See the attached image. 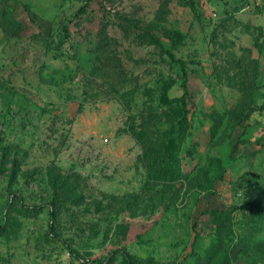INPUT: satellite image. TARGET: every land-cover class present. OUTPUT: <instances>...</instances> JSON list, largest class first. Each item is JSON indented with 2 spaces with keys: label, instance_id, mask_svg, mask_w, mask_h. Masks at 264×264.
<instances>
[{
  "label": "rangeland",
  "instance_id": "1",
  "mask_svg": "<svg viewBox=\"0 0 264 264\" xmlns=\"http://www.w3.org/2000/svg\"><path fill=\"white\" fill-rule=\"evenodd\" d=\"M0 264H264V0H0Z\"/></svg>",
  "mask_w": 264,
  "mask_h": 264
},
{
  "label": "trees",
  "instance_id": "2",
  "mask_svg": "<svg viewBox=\"0 0 264 264\" xmlns=\"http://www.w3.org/2000/svg\"><path fill=\"white\" fill-rule=\"evenodd\" d=\"M169 55H170V57L173 60L178 61L182 65V69L184 71V77H185V81H184V89H185V92H184V95H186L188 93V88H187L188 70H187V68L185 66V62L183 60L177 59L176 56H175V54L173 52H169Z\"/></svg>",
  "mask_w": 264,
  "mask_h": 264
}]
</instances>
